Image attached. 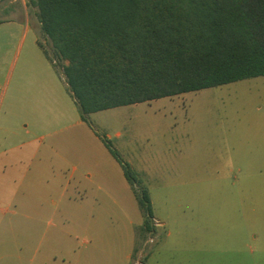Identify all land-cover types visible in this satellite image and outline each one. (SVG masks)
I'll list each match as a JSON object with an SVG mask.
<instances>
[{
    "label": "rangeland",
    "instance_id": "1",
    "mask_svg": "<svg viewBox=\"0 0 264 264\" xmlns=\"http://www.w3.org/2000/svg\"><path fill=\"white\" fill-rule=\"evenodd\" d=\"M35 42L50 51L30 0H0V123L7 114L3 125L15 132L4 146L23 144V169L40 161L68 177L76 168L89 200L59 202L34 223L0 197V264H127V233L136 237L128 264H264V76L89 114L78 125L63 61L53 72ZM102 140L132 169L136 192H148L153 234L141 228L133 190L112 180L98 192L83 180L107 151ZM34 150L51 158L30 161ZM45 230L56 247L35 253Z\"/></svg>",
    "mask_w": 264,
    "mask_h": 264
},
{
    "label": "trees",
    "instance_id": "2",
    "mask_svg": "<svg viewBox=\"0 0 264 264\" xmlns=\"http://www.w3.org/2000/svg\"><path fill=\"white\" fill-rule=\"evenodd\" d=\"M81 120L89 114L264 76V0H30ZM39 46V45H38ZM40 47V46H39ZM153 234L149 194L136 192Z\"/></svg>",
    "mask_w": 264,
    "mask_h": 264
},
{
    "label": "crops",
    "instance_id": "3",
    "mask_svg": "<svg viewBox=\"0 0 264 264\" xmlns=\"http://www.w3.org/2000/svg\"><path fill=\"white\" fill-rule=\"evenodd\" d=\"M35 43L38 46L37 42ZM43 57L49 64L52 71L55 72L56 70L52 67V65L48 62L44 55ZM66 64L67 62L63 61V65ZM62 82H64L63 84L67 92H69L64 80V76ZM68 95L72 99L70 93H68ZM6 118L7 114L0 123V197H8V200H10V202L17 203L18 207L20 208L19 214L18 212L17 214L15 212H13L12 214H15L16 216L19 215V221L39 223L42 222L43 219L47 217L51 218L55 215V207L59 202L81 204L85 203L86 200H89V196L87 193L88 186L83 184V182L79 180V178L75 179L73 177L74 173H76L77 171L76 168L73 169L68 177H63L61 175L60 169L47 167L40 161H38L39 164L35 165V167H33L32 169H23L22 163L25 160V154L21 150L23 144L14 145L12 148H5L4 146V142H6L8 136H10L11 134H15V132L11 131L9 127L3 125V122L6 123L4 121ZM79 119L80 121L78 125L84 122L81 120L80 114ZM53 153L56 157V152ZM40 157H47V159L51 158V156L48 155L47 151L41 152L40 150H34L33 153H31L30 161ZM94 160L95 161L93 162H96L94 163V166L88 165L82 175L83 180L87 184L91 185L92 187L94 186L95 189L100 192L104 189V185H106L107 182L116 180L119 184L118 186L120 187V189L129 191L132 194V187L124 177L121 166L110 155L108 150L106 152H100L98 158H94ZM122 161L125 162L123 159ZM109 185V189L113 187L112 184ZM20 189H22L26 193H23L20 195L21 197L16 198V195L18 194V191ZM10 190L14 191L10 192ZM69 190H81L84 192H82L80 198L77 199L78 195L76 196L75 194L73 195L72 193H69ZM56 192L59 195L57 199L53 196ZM97 197L98 195H94V197L91 198L92 201L90 202L92 205L98 204ZM110 199H112L113 202H117V200L113 198ZM93 212L94 210L92 209L90 211V218L93 217ZM50 234L51 233H49V231L47 230L42 231L38 234L39 237L37 246L34 249L35 253H40L42 250L47 251L45 249H48L49 251L55 249L56 246L54 242H51V237L53 236H51ZM53 235L56 236L55 233H53ZM127 237L129 239L131 248L130 252L126 254V261H128L129 263L132 252L134 251L136 237L135 233H127ZM88 245L90 247L88 250L90 253L98 251V248L90 243V241L87 242V247ZM52 261H55V259L52 258Z\"/></svg>",
    "mask_w": 264,
    "mask_h": 264
}]
</instances>
